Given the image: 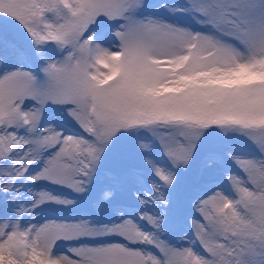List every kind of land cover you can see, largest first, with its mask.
I'll return each instance as SVG.
<instances>
[{"label":"snow or ice","instance_id":"obj_1","mask_svg":"<svg viewBox=\"0 0 264 264\" xmlns=\"http://www.w3.org/2000/svg\"><path fill=\"white\" fill-rule=\"evenodd\" d=\"M0 264H264V0H0Z\"/></svg>","mask_w":264,"mask_h":264}]
</instances>
